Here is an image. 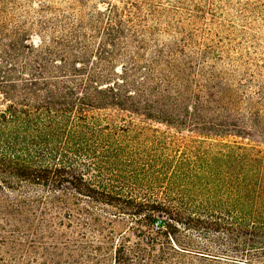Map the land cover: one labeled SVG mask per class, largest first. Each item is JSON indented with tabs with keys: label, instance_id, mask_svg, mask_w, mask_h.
Masks as SVG:
<instances>
[{
	"label": "trees",
	"instance_id": "obj_1",
	"mask_svg": "<svg viewBox=\"0 0 264 264\" xmlns=\"http://www.w3.org/2000/svg\"><path fill=\"white\" fill-rule=\"evenodd\" d=\"M0 264H264V0H0Z\"/></svg>",
	"mask_w": 264,
	"mask_h": 264
}]
</instances>
